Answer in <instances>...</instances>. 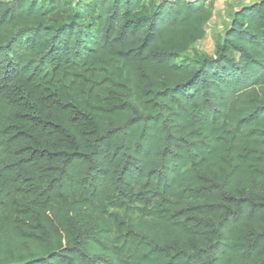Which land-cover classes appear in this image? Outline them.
Segmentation results:
<instances>
[{
  "label": "trees",
  "instance_id": "trees-1",
  "mask_svg": "<svg viewBox=\"0 0 264 264\" xmlns=\"http://www.w3.org/2000/svg\"><path fill=\"white\" fill-rule=\"evenodd\" d=\"M212 15L0 0V264H264V0Z\"/></svg>",
  "mask_w": 264,
  "mask_h": 264
},
{
  "label": "rangeland",
  "instance_id": "rangeland-1",
  "mask_svg": "<svg viewBox=\"0 0 264 264\" xmlns=\"http://www.w3.org/2000/svg\"><path fill=\"white\" fill-rule=\"evenodd\" d=\"M213 7V15L206 24V35L203 39L197 41L184 54L189 59L195 57L197 54L207 52L212 54L214 52V38L220 33L229 23V14L241 7L249 4L253 0H207Z\"/></svg>",
  "mask_w": 264,
  "mask_h": 264
},
{
  "label": "bare ground",
  "instance_id": "bare-ground-1",
  "mask_svg": "<svg viewBox=\"0 0 264 264\" xmlns=\"http://www.w3.org/2000/svg\"><path fill=\"white\" fill-rule=\"evenodd\" d=\"M90 7V6H89Z\"/></svg>",
  "mask_w": 264,
  "mask_h": 264
}]
</instances>
